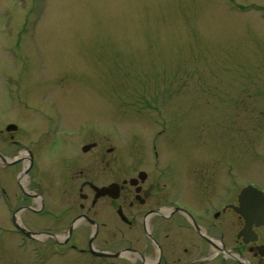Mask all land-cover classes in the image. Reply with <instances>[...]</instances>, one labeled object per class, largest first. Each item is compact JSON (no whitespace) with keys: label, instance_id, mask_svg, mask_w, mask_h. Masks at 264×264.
<instances>
[{"label":"rangeland","instance_id":"1","mask_svg":"<svg viewBox=\"0 0 264 264\" xmlns=\"http://www.w3.org/2000/svg\"><path fill=\"white\" fill-rule=\"evenodd\" d=\"M0 118L264 188V0H0Z\"/></svg>","mask_w":264,"mask_h":264},{"label":"flooded vegetation","instance_id":"2","mask_svg":"<svg viewBox=\"0 0 264 264\" xmlns=\"http://www.w3.org/2000/svg\"><path fill=\"white\" fill-rule=\"evenodd\" d=\"M56 129L26 140L34 130L0 118L1 264H264L263 187L233 174L211 187L218 173L191 166L209 182L185 191L188 158L160 143H70Z\"/></svg>","mask_w":264,"mask_h":264},{"label":"water","instance_id":"3","mask_svg":"<svg viewBox=\"0 0 264 264\" xmlns=\"http://www.w3.org/2000/svg\"><path fill=\"white\" fill-rule=\"evenodd\" d=\"M15 129H16L15 126H11V127H10V130H15ZM250 189H253V188L250 187ZM248 194H249V195L246 194V196H259V195H261L260 192H248Z\"/></svg>","mask_w":264,"mask_h":264}]
</instances>
